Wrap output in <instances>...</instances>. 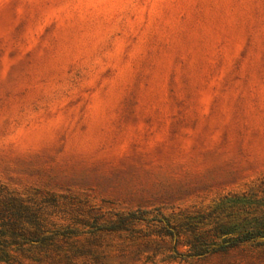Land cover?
Returning a JSON list of instances; mask_svg holds the SVG:
<instances>
[{
    "label": "rangeland",
    "instance_id": "374dc122",
    "mask_svg": "<svg viewBox=\"0 0 264 264\" xmlns=\"http://www.w3.org/2000/svg\"><path fill=\"white\" fill-rule=\"evenodd\" d=\"M0 183L159 244L104 237L97 264H264V237L181 260L150 228L264 223V0H0Z\"/></svg>",
    "mask_w": 264,
    "mask_h": 264
},
{
    "label": "trees",
    "instance_id": "16d2710c",
    "mask_svg": "<svg viewBox=\"0 0 264 264\" xmlns=\"http://www.w3.org/2000/svg\"><path fill=\"white\" fill-rule=\"evenodd\" d=\"M55 207L53 196L39 193L23 196L0 183V264H97L95 243L122 234H129L130 242L140 241L146 249L159 245L151 233L142 232L138 220L144 221L135 212L115 215L114 220L99 216L95 220L105 223L98 228L91 226L88 231L86 223L79 219L69 222L71 219L63 217L66 213L57 217ZM225 207L183 212V217L177 220L161 218L150 228L154 227L160 243L168 244L166 250L181 260L225 255L240 244L260 246L258 240L264 237V223L250 218L239 231L236 225L223 221ZM165 238L171 241L166 243Z\"/></svg>",
    "mask_w": 264,
    "mask_h": 264
}]
</instances>
